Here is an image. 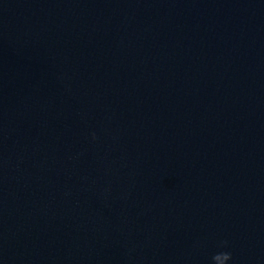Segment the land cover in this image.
<instances>
[{
	"label": "water",
	"instance_id": "obj_1",
	"mask_svg": "<svg viewBox=\"0 0 264 264\" xmlns=\"http://www.w3.org/2000/svg\"><path fill=\"white\" fill-rule=\"evenodd\" d=\"M0 264H264V0H0Z\"/></svg>",
	"mask_w": 264,
	"mask_h": 264
}]
</instances>
